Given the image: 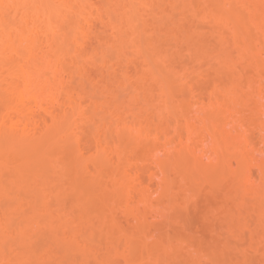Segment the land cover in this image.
I'll return each instance as SVG.
<instances>
[{
	"label": "bare ground",
	"instance_id": "6f19581e",
	"mask_svg": "<svg viewBox=\"0 0 264 264\" xmlns=\"http://www.w3.org/2000/svg\"><path fill=\"white\" fill-rule=\"evenodd\" d=\"M0 264H264V0H0Z\"/></svg>",
	"mask_w": 264,
	"mask_h": 264
},
{
	"label": "rangeland",
	"instance_id": "374dc122",
	"mask_svg": "<svg viewBox=\"0 0 264 264\" xmlns=\"http://www.w3.org/2000/svg\"><path fill=\"white\" fill-rule=\"evenodd\" d=\"M207 188H209V187L205 186V187H202L201 190L198 189L196 191V193L198 192L199 195L197 194V195H195L197 197L190 198V200H189L190 202L187 205H186V202L180 200L179 203L176 205V207L172 211H170V213H169V215L171 216V214H172L173 217L171 216V217H168L166 219L164 218L163 221H162V219L154 221V220H152L153 218L148 216L149 218H147V220H149V219L150 220L148 222L146 221L148 223L147 229L149 228L150 231H153V228L157 227L159 229V232L158 231L157 232H158V235L161 237V239L164 238V237L166 238V235H168V236H170L172 238V241L174 242V244L178 243V241H176V242L174 241L175 239L176 240L184 239V240H187L188 243L189 242H191V243L194 242V244H201L200 243L201 238L202 237H204V238L208 237V235H209L208 230L210 231V227H211L210 225L212 224L211 219H209L206 216V213H207L206 209H208L209 206L217 207L223 200L221 198V194L220 193H214L213 194V192H211ZM154 199H156V198H153V201H154ZM67 200L69 201V199H66V202H68ZM153 201L151 200L150 202L153 203ZM157 201L160 202V204H162V203H165L164 201H166V200L165 199H163V201L162 200H160V201L159 200H155L154 202L156 203ZM152 203H149V204H152ZM155 203H153L154 205H149L150 207L148 208V210H151V208L155 209L156 207L160 206L159 204H158L159 206L158 205L155 206ZM162 205L160 207H164ZM151 206H153V207H151ZM142 208H145V206H143ZM176 217L177 218L179 217L178 221H177ZM120 218H121V216H120ZM120 218H119V220H120ZM179 219L183 220V223ZM122 220L123 219L121 218V221ZM124 222L126 223V221L123 220V223H122L123 225H124ZM180 222H181V224H180ZM158 223H164V224L166 223V224H168L169 227L166 226V224H165L166 227L164 226L165 227V230H164V227L162 226L163 227V229H162L161 224H158ZM156 224H158V225H156ZM149 225H151L150 226L151 228L149 227ZM153 225H155V227ZM159 225H160L161 228H159ZM178 225L179 226L181 225V227L183 226V228L179 227ZM125 226H127V225H125ZM185 227H187L188 229L185 228ZM169 228H172L173 232L170 231L171 229H169ZM183 229H184V231H183ZM166 232L167 233L169 232V233L167 234ZM169 234H171V235H169ZM179 236L180 237L182 236V237L179 238ZM183 237H185V238H183ZM202 240H204V239H202ZM201 242L203 243V241H201ZM131 251H133V250H131Z\"/></svg>",
	"mask_w": 264,
	"mask_h": 264
}]
</instances>
